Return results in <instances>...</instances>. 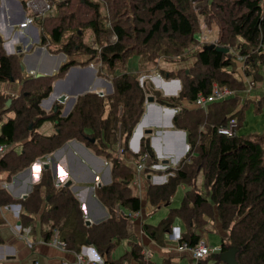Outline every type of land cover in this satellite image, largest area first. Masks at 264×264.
Masks as SVG:
<instances>
[{"label":"trees","instance_id":"1","mask_svg":"<svg viewBox=\"0 0 264 264\" xmlns=\"http://www.w3.org/2000/svg\"><path fill=\"white\" fill-rule=\"evenodd\" d=\"M208 1L212 2L55 1V9H60L56 23L51 20V24H48V20L45 25L48 17L36 19V25H42L44 31L42 45L50 53L55 46L58 48L55 53L64 52L67 57L66 63L53 76L26 75L22 70V54L18 57L7 56L2 51L0 38V146L17 144L22 149L17 152L13 148L1 158L0 172L5 173L10 180L71 140L83 143L111 164L112 183L95 186L96 196L110 215L106 222L98 226L85 225V214L80 202L66 185L56 188L51 170L44 169L41 181L29 199L18 202L27 205L30 212L39 213L40 209H31L29 205L40 198L42 188L46 187L48 195H52L51 202H55L53 209L48 212H52L53 220L49 231L51 233L57 228L61 234L62 231L65 233L63 241L67 250L80 254L88 243L108 263L107 258L109 261L110 254L120 243L132 237V220L122 213L118 219V211L124 208L135 214L141 211L142 202L131 188L137 171L123 159L126 153L131 152L129 142L146 113V93L150 92L143 90L138 75L125 72L113 77V95L107 97L90 93L79 97L66 118L62 117L64 104L56 102L51 112L47 113L41 108V101L52 93L53 82L62 79L73 66L87 67L97 62L102 67L114 70L117 64H125L135 50L138 53L147 51L155 58L152 54L179 55L190 44H200L195 39L191 6ZM214 5L217 12L213 19L220 26L217 45L230 49V52L224 54L202 48L198 52L197 64L205 69V73H186L185 83L183 85L182 82L178 96L163 97L159 93H150L160 105L177 110L173 124L186 132L190 149L177 166H170V162H167L169 167L166 170H153V165L163 161L157 159L151 147L152 135L145 132L141 138L140 152L134 156L139 162L147 155L143 172L167 176V182L163 185L149 184V203L156 208L169 206L178 187L183 185L187 188L181 206L170 210L168 218L159 224V229L148 230L154 239H158L159 230L169 231L170 235L174 221L179 218L186 227L180 242L193 246L202 239L197 231H204L217 219L221 229L227 233V237L222 239V252L236 248L239 264H264V133L253 139L237 135L245 111L238 94L226 101L211 104L208 109L211 116L201 109L188 110L186 106L195 103L200 93L209 96L215 83L241 94L245 92V78L255 83L263 80L264 0H214ZM127 9L136 10L141 15L133 27L122 19ZM112 16L113 20H110ZM72 27L79 28L77 35L64 43L65 34ZM86 30H91L94 35V39L88 43L83 41L81 35V31ZM133 33H136V38H133ZM112 35L116 37L114 43L109 40ZM134 41H138L139 45H130ZM93 45H97L98 49H94ZM234 46L238 50L237 54L231 53ZM238 62L241 64L242 78L236 75ZM98 72L101 77L100 70ZM6 82L20 85L21 93L6 96L1 89V85ZM162 87L169 88L164 83ZM9 100L12 103L8 107ZM259 104L261 106L262 102L259 101ZM233 118L237 119L238 124L232 129V134H219L218 127L227 126ZM204 121L208 126L206 133L199 128ZM45 122L54 123L53 135L46 136L37 131ZM199 180L201 186L198 185ZM5 197H8V204L16 202L5 189L0 188V203L3 206L6 205ZM62 217L67 220L60 227L59 220ZM46 218L42 221L45 222ZM82 237L88 239L86 244L80 241ZM76 243L80 244L75 246ZM130 246L128 255L131 258L138 261L143 258L138 244L130 242ZM209 260L207 257L199 264H206ZM214 264L223 263L214 259Z\"/></svg>","mask_w":264,"mask_h":264},{"label":"crops","instance_id":"2","mask_svg":"<svg viewBox=\"0 0 264 264\" xmlns=\"http://www.w3.org/2000/svg\"><path fill=\"white\" fill-rule=\"evenodd\" d=\"M10 3L15 6L13 9V6L10 5L12 6L10 7L11 12H8L11 15L10 23L18 24L21 17L19 5L15 0H11ZM1 14L2 11H0V33L5 37V22ZM29 31L30 30H28V32ZM6 37L8 38L7 35ZM21 38L22 37L18 36L17 38H13V40L8 39L6 42L7 45L5 46L6 51L12 53L13 44L19 42ZM21 41L25 45L29 43V41H26L24 38L21 39ZM35 50L36 49H34V52L30 55L25 54V56H27L26 68L28 70L26 72L30 75H37L41 64H43V60L39 57H31V55L35 53ZM62 60L64 59L62 58ZM58 61L60 62L61 60ZM45 64L46 63H44V66L46 67L48 64ZM258 84L259 83H256V87ZM1 89L5 93L13 92V94L18 95L21 91V86L16 83L6 82L1 85ZM100 90L103 89L100 88ZM251 93L248 94L249 99L252 97ZM49 102H47L46 105H48ZM56 102L58 101L55 100L53 103L51 102L50 107H43V109L45 111L52 110V107ZM69 114L70 112L68 115ZM68 115H62V117L66 118ZM166 115V113H163L162 116ZM148 117H150V112ZM155 117H157V115H155L154 118ZM159 119H161L164 123L168 122L165 121L167 118H156V120ZM153 125L154 124L150 119L143 128L150 130L152 129L150 127H153ZM173 128L176 129L174 126ZM37 131L42 135L51 136L55 133L54 123L45 122ZM142 132L144 135L143 130ZM171 135L172 136L165 138L157 133L152 135V137L155 138L152 139L151 146L159 160H164L170 157L176 160L182 155V151H184L180 136L176 134ZM13 148L17 152H21L22 150L17 144L10 146L9 149ZM129 149L131 152L126 153L124 155V159L129 161V163L132 164L137 171V158L134 156L138 152L137 146L133 145L132 147L129 142ZM43 165H49V169L47 170H50L52 166L54 170L56 169L58 171V177H54L56 188L65 186L67 183L70 184V186L67 187L80 202L82 210L85 214V225L87 227L98 226L110 218L107 208L95 194V186H106L112 183L111 164H109L105 159L98 157L83 143L77 140H71L58 149V151L56 150L54 153L44 158H40L31 167L18 173L10 180H8L5 173L0 172V188L5 189L10 198L16 201L14 204H8V197H5L6 205L3 206L0 203V264H80L78 254L73 251H69L64 247H60L59 245L60 242L64 243L63 237L65 236V233L62 231L61 234V230H58L57 228L51 233L49 231L53 220L51 219L52 212L50 214H48V212L53 209L55 202H51L52 195H48L46 187L42 188L40 198H36L29 205V208L31 209H40L39 213L35 214L33 211L30 212L27 205L18 203L19 201L29 199L35 189V186L41 181V171ZM109 170L111 183L107 184L106 182L109 180ZM53 173L54 171H52V174ZM166 182L167 176L165 175L159 176L153 172L145 174L144 172L139 173L137 171L136 179L132 182L131 188L133 194L141 199L142 207L140 212L133 214L135 216L130 218L133 222L132 237L130 240L122 241L120 243L119 246L121 248H118V246V249L116 248L117 250L115 249L116 251L114 250L110 254L109 261L107 258L108 263H106L105 259L98 255L94 247H91L93 250L89 247L84 248L81 254L88 260H93L94 262L102 261L104 264H191V256L188 252L180 250L178 243L171 241L173 238L171 235L169 236V231L164 232L159 230L157 233L158 239H154L148 228L159 229V225L155 226L150 224L146 227L147 230L145 228L147 225V218L153 212L152 208H156L148 201L147 193L149 184L163 185ZM91 183L97 184L94 185L92 188L93 190L85 185ZM148 207H151V211L149 209L147 211ZM120 210L128 215L131 213L129 210L124 208H120L119 211ZM44 217H47L45 222L42 221V219L44 220ZM66 220V217H62L59 220L60 227H63ZM178 225L182 226L185 233L186 227L184 223L180 221ZM174 226H176L175 221L173 223V227ZM56 227L59 228V226ZM220 227L217 225L218 229H220ZM214 230L217 231L215 226L208 225L204 231L199 230L197 233L202 235V239L209 241L210 236L208 233L214 232ZM226 237L227 233L223 231L220 244H222V239ZM80 241L83 244H86L88 239L82 237L80 238ZM130 242H134L141 247V254L143 258L139 261L128 255L131 251ZM79 244L80 243H76L75 246H78ZM220 244L218 243L217 245ZM86 245H88V243ZM125 256L127 257L124 258ZM206 264H214V260L211 262L210 259Z\"/></svg>","mask_w":264,"mask_h":264},{"label":"rangeland","instance_id":"3","mask_svg":"<svg viewBox=\"0 0 264 264\" xmlns=\"http://www.w3.org/2000/svg\"><path fill=\"white\" fill-rule=\"evenodd\" d=\"M1 1L2 0H0V11H2V14H3V11H4V22H5V18H6V23H10L11 15L8 12H11L10 7L13 6V9H14L15 6L14 5L10 6V1L11 0H6L5 2H3L4 8L2 9ZM55 1L62 2L64 0H55ZM95 2H97V1H95ZM16 3H17V1H16ZM8 5H9V7H8ZM191 8H192L191 12H192V15H193L192 18L194 20V26H195V32H196L195 39L197 41L201 42L200 44L199 43L198 44L197 43L190 44L188 46V48H186L185 51L182 50L179 55H168V54L156 55V54H152L155 58H152L151 54H149L147 51L138 53V51L135 50V51H133L130 54V57L125 61V64H117L114 70H109V69H107L104 66L102 67L101 63L94 62L96 64H94L93 67L96 68L97 71L100 70V73H101V77H100L98 75L99 72H97V74H96L97 77L102 78V79L112 83L113 77L119 76V75H121L122 73H125V72H130V73H134V74H136V75H138L140 77L138 80H139V82H140V84L143 87V90L145 92H150V93H155V94L159 93L163 97H165V96H171L172 97V95H169V94L175 93L178 90V85L176 83H174V82H172V83H167V82H171L173 80H179V81L182 80V81H180L181 82V90H182V82H183V85H184V83H185L184 76H185L186 73H188V74L192 73V75H196V73H200V72L201 73H205V69L201 68L197 64L198 63V52L202 48H205L208 45H211V44H216L217 45L218 42H219V36H220V26L213 19L214 13L217 12V9L215 8V5H214V0H212V2L208 1V2L202 3L200 5H192ZM127 10L124 11V13L122 15V19L124 21L128 22L129 24H132V27H133L135 25V20H137L138 17L141 16V15H138L136 13V10H133V9L128 10V11ZM103 14H106V13H103ZM59 15H60V9L57 7L56 9L53 10L52 13H50L48 18H46L45 25L47 24L48 20H49L48 24H51L50 23L51 20H53V23H56V20H57L56 18H58ZM110 20H113V16L110 18ZM36 27L39 28V30H40V38L38 39V41H36V39L34 37L29 36V34L26 33V32H23L24 33L23 35L25 37L29 38L30 42L27 45H25L21 41V39L24 38V37H22L20 39L21 43L19 41L20 46H22V48H23L22 55L21 54H19V55L23 56V58L25 57V54L26 55H30L32 52H34V49H36L37 47L46 48V46L42 45V41H41V36L43 35V32H44L43 31V27H42V25H38V24L36 25ZM77 29H79V28H77V27L70 28L68 30V32L65 34L63 42L65 43V42H67L69 40V38H71L73 36H76L77 35L76 34ZM17 32H18V30L15 29L14 34L17 33ZM136 33H138V32L136 31ZM136 33H133V38H136ZM12 34H13V32H12ZM81 35H82L83 41L86 42V43L91 42L94 39V35H93L91 30H86L84 32L81 31ZM18 36H19V34L15 35V36L13 35L12 37H18ZM0 38L2 39L1 40L2 41L1 42L2 51L7 56H9L8 52L6 51V49L4 47V43L7 42V39L1 33H0ZM48 38H50L49 35H48ZM109 40L114 43L116 41V38H115L114 35H112L111 37L109 36ZM130 45H137L138 46L139 42L138 41H134ZM94 46H96V45H93V48H94ZM30 47H31V49H30ZM232 48H233V50H232L231 53H234V54L236 53L237 54L238 50H236V46H234ZM57 49L58 48H56L54 46L50 50L52 55L58 56V55H61V54H65L64 52L55 53L57 51ZM19 55L15 54L14 56L18 57ZM85 59H87V57H85ZM23 61H24V59H23ZM66 61H67V57H66L65 60H62V65L64 63H66ZM45 63H46L45 65L48 64L47 66H50L52 64V60L48 59V60L45 61ZM75 67H81V66H75ZM236 69H237V73H236L237 77L242 78V74L240 72L241 64L239 62L236 64ZM229 71H233V70L230 69ZM261 72L263 73V75H262L263 76V80L259 81L260 83L257 85V87H254L255 89H253V91L251 93L252 97L249 99V97H248L249 93H247V92H245L243 94H239V96L242 99V104L245 105V111H244L243 115L241 116L242 119H241V122H240V125H239L240 127L237 129V135L238 136H243V137L248 138V139H253V138H255V136L261 135V134L264 133V68L261 70ZM25 73L27 75H30L28 72H25ZM159 74H161L162 76L159 75ZM157 76H161V77H157ZM163 76L164 77H168L170 79H165ZM154 77H156V78H154ZM63 78H65V76ZM161 78H162V80H160ZM56 81L57 80H55L53 82L52 86H54ZM162 83H164L165 86L170 84V86H168L169 88L163 89ZM102 89L104 90L105 96H107V97L114 94V91H113V93H109L108 92V87H106V86H104ZM52 90H53V87H52ZM148 90H150V91H148ZM150 93H146V97L154 96V95H152ZM10 94L12 95L13 92H9L8 95H7V93H5V95L8 96V97H9ZM259 101L262 102L261 106L259 104ZM50 104H51V102H49L48 105H46V107H50ZM67 106L70 107L71 104L68 103ZM186 106H187L188 110H196L197 109V108H195V106L193 104H186ZM41 108L43 109V107H41ZM53 108H54V105H53L52 109ZM63 109H66V105H64ZM45 112L48 113V112H51V110L50 111H45ZM204 112L206 114H208L209 110H205ZM163 113L164 114L166 113L168 116L167 115L166 116H162ZM163 113L160 116L155 109H150V117L147 116L148 118H146L145 124L150 119H151L152 122H154L157 117L167 118L165 121H168L170 119L173 121V116L171 115L172 112L163 111ZM145 114H149V111L147 110V105H146V113ZM212 114H213V112H212ZM155 115H157V117L154 118ZM175 115H176V113H175ZM209 116H211V112L209 113ZM145 124H144L143 127H145ZM153 124H154L153 127H150V128H152L150 130L153 131V133L151 135L156 134V133L159 134L158 132H160L159 135L163 136L165 138V137H168V136H172L171 134H174V133H165L164 132V131H166V129L167 130L171 129L170 127H168V122H166V123L163 122V127H159L155 123H153ZM1 127L2 126L0 124V130H1ZM199 128H200V130H202V131H204L206 133L208 126H207L206 122L204 121L203 124L201 123V126ZM142 130L145 133L146 130H148V129L143 128ZM171 130L175 131V130H178V129L177 128L174 129L172 127ZM140 135H141V132L138 131L137 132V136H136V138L134 140L135 146H137V143L139 141ZM153 138H155V137H151V142H152ZM180 139H181V142H182L181 136H180ZM183 148H184V146H183ZM11 150L12 149L5 150L3 153L0 154V157L2 158L6 153L10 152ZM188 151H189V149H188ZM188 151H187V153H188ZM186 154L181 156L182 157L181 160L186 156ZM123 160L129 167H131V168L133 167L132 164L129 163V161H126L125 159H123ZM168 160H171V162L177 163L176 160L174 158H171V157L170 158H166V159H164L162 161L164 162V161H168ZM36 162H34V163H36ZM45 166L46 165L42 166V171L45 169ZM133 168L135 169V167H133ZM45 170H47V169H45ZM50 170H51V172L53 171L52 166H51ZM53 177H55L54 173H53ZM201 181H202V179H201ZM79 185H81V184H79ZM85 185L87 187H89V188H93L94 185H97V184L91 183V184H85ZM198 185L201 186L200 180H199ZM198 185H197V187H198ZM186 191H187V188L185 186H183V185H180L178 187L175 195L173 196V198L171 200V204L169 206H163V207H161L159 209L158 208H152L153 212L147 218V222H146L147 225L152 224V225L158 226L163 220H165L168 217L169 212H170L171 209L179 208L181 206V204H182V201H183V198L185 196ZM150 208L151 207H148L147 211H148V209L151 211ZM117 218L120 219L119 216H117ZM180 221L181 220L179 218H177L175 220L176 226H174V228H178L180 230V233L183 234L184 231L182 229V226L178 225ZM209 225L215 226V229L217 231L214 230V232H209L208 233V235L210 236V240L208 242L212 246H216L218 243L219 244L221 243V237H222L223 230L221 229L220 223H219V221L217 219L212 221ZM217 225L220 227V229L217 228ZM171 241L175 242L173 240H171ZM60 247H64L65 248V243H64V246H60ZM88 247H93V246L90 245V244L85 245L82 248V250L84 248H88ZM118 248H121V247L119 246ZM78 255H79L78 258H80V256H82L83 258H86L81 253L78 254ZM209 259H211V262H212V260H214V257L211 256ZM82 264H85V263H82Z\"/></svg>","mask_w":264,"mask_h":264},{"label":"water","instance_id":"4","mask_svg":"<svg viewBox=\"0 0 264 264\" xmlns=\"http://www.w3.org/2000/svg\"><path fill=\"white\" fill-rule=\"evenodd\" d=\"M10 5H12V3H10ZM2 9H3V7H2ZM19 9L21 12V17H20L18 22H21L24 18V13H23L20 5H19ZM3 13H4V11H3ZM5 22H6V18H5ZM213 49L218 51V52L224 53V54H228L230 52V49L218 46L216 44H211V45H208L204 48V50H213ZM18 52H19V54H22L23 48L19 47ZM32 56H37L43 60V64H41V66L39 68V73L37 75H33L34 77L53 76V75L57 74L59 72L61 66H62V58L64 60L66 59L65 54L54 56L46 48H41V47H37L35 50V53L33 55H31V57ZM26 58H27V56H25L24 61H23V66H22L23 72L28 71L26 68V60H27ZM48 59L52 60V64L48 67L47 66L45 67L44 63ZM58 60H61V61L57 62ZM74 72H78V73H82V74L88 73L89 79L83 80V81H79L77 79L73 80L72 75ZM97 72H98L97 69L94 68L92 65H89L87 67H75V66L71 67L70 70L68 71V73L65 75V78L58 79L55 82V84L53 86L52 93L49 95L48 98L43 99L41 101L40 105L43 107V105L46 104V102L51 101L53 103L55 100H57L59 103L66 105V109H64V111L62 113L63 116H66V115H68L69 112L71 113V110H72L73 106H75L79 97L85 96V95L90 94V93H98L100 96H105L104 90H99V88H103L104 86L108 87L109 93H113L114 89H113L112 83L108 82L102 78L97 77V75H96ZM72 81L76 82V84L73 83ZM172 82L176 83L178 85V89L180 88V90H181V82L179 80H173V81L167 82V83H172ZM176 94H177V92H176ZM176 94L172 95V96H177ZM11 103H12V100H9L7 103L8 107L11 105ZM68 103L71 104L70 107L67 106ZM146 105H147V110L149 112H150V109H155L160 116L162 115L163 111L172 112L171 115L173 116V119H174L175 113H177L175 109L164 107V106L160 105L159 103H157L154 96H148L147 97ZM144 116L145 117H143V119L137 125L136 129L133 132L132 138L130 140V145L132 147L134 145L133 141H134V137L137 133V130L139 129V127L142 124H144L148 114H145ZM153 123H155L159 127H163V122L161 119L155 120ZM168 125L171 128L174 126L173 121L171 119L169 120ZM170 130L166 129V131H164V132L165 133H174L176 135L181 136L182 142H183L182 144L184 146V152L182 153L181 156L185 155L189 149V145L187 144V139H186V132L183 130H175V131H173V130L170 131ZM146 133L152 134L153 131L147 130ZM158 133L160 134V132H158ZM140 140H141V138H140ZM137 146H138V144H137ZM137 150H138V147H137ZM181 156H179L176 159L177 163H179L181 161V158H182ZM167 162L168 161H164V163H167ZM45 169H49V165H46ZM53 171H54V176L56 177L58 175V171L56 169L55 170L53 169ZM106 183L107 184L111 183L110 170H109V180ZM66 186H70V184L67 183ZM91 190H93V189L91 188ZM237 252H238V250L236 248H231L227 252H221V253L217 254L215 256V259H218L223 264H239L237 261V258H236Z\"/></svg>","mask_w":264,"mask_h":264},{"label":"built area","instance_id":"5","mask_svg":"<svg viewBox=\"0 0 264 264\" xmlns=\"http://www.w3.org/2000/svg\"><path fill=\"white\" fill-rule=\"evenodd\" d=\"M16 1L21 6V9L24 13V18L18 24H11V23L5 22V25H4L5 26V33H4L5 38L7 40L12 39V38H15V37H12L13 35L15 36V35L19 34L20 37H24V39H26V41L30 42V39L23 35L24 34L23 32H26L29 34V36L34 37L36 39V41H38V39L40 38V30H39V28L36 27V19L48 17L50 15V13H52L53 10L55 9V0H16ZM2 7L4 8V4H2ZM15 29L18 30V32H17L18 34L17 33L14 34ZM28 30H30V31L28 32ZM12 32H13V34H12ZM6 35L8 36V38L6 37ZM14 40H17V39H14ZM20 43L17 42L15 44H13V46H12L13 52L12 53L8 52L9 56H14L15 54L19 55L18 48L22 47V46H20ZM4 45H5V43H4ZM94 49H98L97 45L94 46ZM240 60H242V59H240ZM158 77H161V76H158ZM254 87H256L254 85V83L250 79L245 78V91L250 94L253 91V89H255ZM236 95L237 94L232 89H230L229 87L221 86V85L215 83L213 85L212 93L209 96H206V95L200 93L197 96V99H196L195 103H193V105L195 106V108L205 111V110L209 109V106L211 104L226 101L228 99L233 98ZM176 112H177V110H176ZM237 124H238L237 119L233 118L229 121V124L227 126L218 127V133L221 135L230 136L232 134V129L234 127H236ZM137 144H138V146H137L138 152L137 153H139L140 152V143L138 142ZM134 145H135V143H134ZM9 148H10V146H8V145H1L0 146V154ZM147 160H148L147 155H145L139 162L137 161V165H138L137 171L139 173H141L145 170ZM168 162H170V166L175 167L178 165V163L171 162V160H168ZM168 167H169L168 163L166 164L163 162L159 165H153L152 169L153 170H166ZM121 213L125 214L123 211L120 210L118 213L119 217L121 216ZM125 216L131 218V217H134L135 215H133L132 213H129V215H128L126 213ZM170 235L172 236L173 240L176 243H178L180 250L186 251L189 253V255L192 258L191 264H199V262L201 260H204L207 257L213 256L215 254H219L223 250L222 244L212 246L205 239H201L198 244L193 245V246L189 245L187 242H180L182 234L180 233V230L178 228H174L173 226H172V233ZM59 245L64 246V243L60 242ZM89 248L92 249L91 247H89ZM79 262L81 264L82 263H85V264H104L102 261L94 262L93 260H88L87 258H83L82 256H80Z\"/></svg>","mask_w":264,"mask_h":264},{"label":"bare ground","instance_id":"6","mask_svg":"<svg viewBox=\"0 0 264 264\" xmlns=\"http://www.w3.org/2000/svg\"><path fill=\"white\" fill-rule=\"evenodd\" d=\"M3 2H5L4 0H2L1 1V3L3 4ZM3 18H4V13L1 15ZM12 40H13V38H12ZM7 44L5 43V45H4V47L6 46ZM158 77V76H157ZM72 78H73V80H79V81H83V80H88L89 79V75H88V73H78V72H74L73 73V75H72ZM154 78H156V77H154ZM160 80H162V79H160ZM253 83H254V85L256 86V83L253 81V80H251ZM71 82V81H70ZM73 83H75L76 84V82H74V81H72ZM170 84H168V86H169ZM99 90H100V88H99ZM234 91V90H233ZM176 92H177V94H176ZM175 93H171V94H169V95H178L179 94V92H180V88L176 91ZM236 94H239L238 92H236V91H234ZM49 102V101H48ZM47 103V102H46ZM43 107H46V104H44L43 105ZM168 122H169V120H168ZM143 125V124H142ZM141 125V126H142ZM140 126V127H141ZM139 127V129L137 130V132L139 131V132H141V135H140V137H139V141H140V138H142V136H143V132H142V128H140ZM168 127H170L169 125H168ZM171 128V127H170ZM172 129V128H171ZM136 136H137V133H136V135H135V137H134V140H135V138H136ZM138 141V142H139ZM133 143H134V141H133ZM183 152V151H182Z\"/></svg>","mask_w":264,"mask_h":264}]
</instances>
